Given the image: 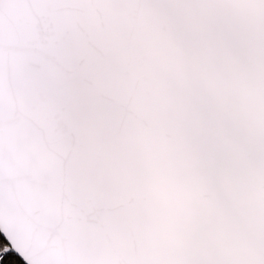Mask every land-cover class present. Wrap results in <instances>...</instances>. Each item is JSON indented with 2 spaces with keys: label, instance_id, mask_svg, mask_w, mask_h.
<instances>
[{
  "label": "snow or ice",
  "instance_id": "obj_1",
  "mask_svg": "<svg viewBox=\"0 0 264 264\" xmlns=\"http://www.w3.org/2000/svg\"><path fill=\"white\" fill-rule=\"evenodd\" d=\"M0 233L22 264H264V0H0Z\"/></svg>",
  "mask_w": 264,
  "mask_h": 264
},
{
  "label": "trees",
  "instance_id": "obj_2",
  "mask_svg": "<svg viewBox=\"0 0 264 264\" xmlns=\"http://www.w3.org/2000/svg\"><path fill=\"white\" fill-rule=\"evenodd\" d=\"M5 245V242L0 235V249H2ZM0 264H22L19 258L14 255L13 253L9 252L7 255L4 256L3 261Z\"/></svg>",
  "mask_w": 264,
  "mask_h": 264
},
{
  "label": "water",
  "instance_id": "obj_3",
  "mask_svg": "<svg viewBox=\"0 0 264 264\" xmlns=\"http://www.w3.org/2000/svg\"><path fill=\"white\" fill-rule=\"evenodd\" d=\"M0 235L2 236V238H3V240H4L5 244H6L7 242L5 241L3 234L0 233ZM13 254H14V253H13ZM14 255H15V254H14Z\"/></svg>",
  "mask_w": 264,
  "mask_h": 264
},
{
  "label": "built area",
  "instance_id": "obj_4",
  "mask_svg": "<svg viewBox=\"0 0 264 264\" xmlns=\"http://www.w3.org/2000/svg\"><path fill=\"white\" fill-rule=\"evenodd\" d=\"M4 258V257H3ZM0 263H1V261H0Z\"/></svg>",
  "mask_w": 264,
  "mask_h": 264
}]
</instances>
